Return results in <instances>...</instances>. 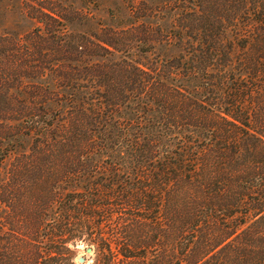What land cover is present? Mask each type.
I'll return each instance as SVG.
<instances>
[{"label": "trees", "instance_id": "trees-1", "mask_svg": "<svg viewBox=\"0 0 264 264\" xmlns=\"http://www.w3.org/2000/svg\"><path fill=\"white\" fill-rule=\"evenodd\" d=\"M23 10L34 28L0 37V175L37 165L25 223L49 244L0 264H264V0Z\"/></svg>", "mask_w": 264, "mask_h": 264}, {"label": "rangeland", "instance_id": "rangeland-1", "mask_svg": "<svg viewBox=\"0 0 264 264\" xmlns=\"http://www.w3.org/2000/svg\"><path fill=\"white\" fill-rule=\"evenodd\" d=\"M61 1L65 5L79 7L85 0H0V37L6 36L7 33L21 36L34 28V22L24 14V5L39 4L41 2L46 4V2ZM6 95L5 89L0 86L1 137L4 136L3 133L5 126L9 124L8 120L3 119L4 108H6ZM4 139L2 140L0 147L6 145V143L3 142ZM1 154L2 151H0V155ZM11 165H15V167L17 166L14 157L10 162L8 161L4 163L0 175V184L3 183L4 185V187H2V189L4 188L2 203L0 204V219L2 221V224L0 225V227H2L0 228L1 247L4 249V253L7 256L15 251L16 246L19 248V246L22 245L21 241H26L28 242V245H31L29 248L30 253L33 252L32 247L34 249H36V247H41V250L45 251L48 249L49 244L48 241L45 240L48 234H39V231L36 233L33 231L34 226L32 223H30V226H27L25 223L26 218H32V203L35 199L33 187L38 178V172H36L34 167L37 165L32 162L27 164L23 163L20 165L23 167V170L18 171L17 173L11 172ZM50 183L52 182L50 181ZM74 256L75 261L77 257L85 256V247L79 246L77 250H74ZM90 257L87 258L86 264L91 263L92 260Z\"/></svg>", "mask_w": 264, "mask_h": 264}, {"label": "water", "instance_id": "water-1", "mask_svg": "<svg viewBox=\"0 0 264 264\" xmlns=\"http://www.w3.org/2000/svg\"><path fill=\"white\" fill-rule=\"evenodd\" d=\"M93 254V248L87 247L85 248V256H79L77 257L76 261L78 264H86L87 258L90 257Z\"/></svg>", "mask_w": 264, "mask_h": 264}]
</instances>
